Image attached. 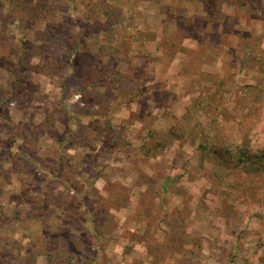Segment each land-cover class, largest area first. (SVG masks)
<instances>
[{"label": "rangeland", "instance_id": "374dc122", "mask_svg": "<svg viewBox=\"0 0 264 264\" xmlns=\"http://www.w3.org/2000/svg\"><path fill=\"white\" fill-rule=\"evenodd\" d=\"M17 1L0 0V264H264V174L204 149L213 115L264 92V0ZM207 96L219 109L187 128ZM242 130L220 143L264 147V109Z\"/></svg>", "mask_w": 264, "mask_h": 264}, {"label": "trees", "instance_id": "16d2710c", "mask_svg": "<svg viewBox=\"0 0 264 264\" xmlns=\"http://www.w3.org/2000/svg\"><path fill=\"white\" fill-rule=\"evenodd\" d=\"M140 94V90L139 88H137L134 95L137 97ZM208 107H211V109H214L215 111L219 109L218 107H216V104H214V101H212L208 96L202 99L193 98L189 106L186 108L185 112L181 115L179 121L183 122L185 119L186 121H189L187 128H193V126H191L193 124V121H199L200 116L203 115L202 111H204V113L206 114ZM247 108L248 110L244 114V116L240 119L234 118L236 120H231L233 121L232 123L220 120L218 118L219 114L213 115L212 118L214 119H212L211 121L215 120V122L213 123L215 124V128L205 135L208 144H210V147L207 143L204 147L206 151L205 155L206 158L212 159L214 160V162H221L222 164L224 163L227 165H229L230 163L237 166L242 165L246 167V169L253 168L254 171L258 172L257 174H264V147H261L257 151L253 152V154L249 155L241 147L228 149L224 143H220L225 138L230 140L231 137H233L232 135L234 134V130L242 132V129H248V127L252 128L256 125L257 122H259L261 112L264 109V92L258 91V93L254 96L253 101L247 105ZM216 128H218L219 130H216ZM149 134L151 137L155 135L154 132ZM229 134H231V136ZM237 137L236 139H238ZM160 143L156 142L155 148L158 151L161 150V148L163 150L165 147ZM149 145L150 144H147V146ZM250 158L251 160H249ZM5 264H12V262H7Z\"/></svg>", "mask_w": 264, "mask_h": 264}, {"label": "crops", "instance_id": "0c3cea01", "mask_svg": "<svg viewBox=\"0 0 264 264\" xmlns=\"http://www.w3.org/2000/svg\"><path fill=\"white\" fill-rule=\"evenodd\" d=\"M186 1V0H185ZM226 49H227V46H226ZM204 51V50H203ZM12 264H16L15 262H12Z\"/></svg>", "mask_w": 264, "mask_h": 264}]
</instances>
